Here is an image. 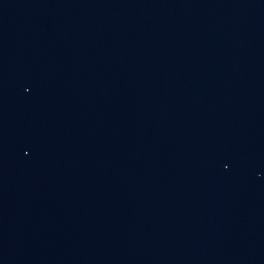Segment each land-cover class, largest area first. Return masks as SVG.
<instances>
[{
  "label": "water",
  "instance_id": "95a60500",
  "mask_svg": "<svg viewBox=\"0 0 264 264\" xmlns=\"http://www.w3.org/2000/svg\"><path fill=\"white\" fill-rule=\"evenodd\" d=\"M0 264H264V0H0Z\"/></svg>",
  "mask_w": 264,
  "mask_h": 264
}]
</instances>
